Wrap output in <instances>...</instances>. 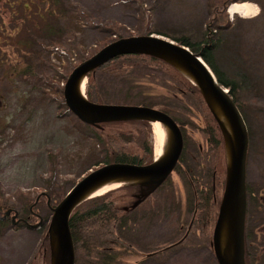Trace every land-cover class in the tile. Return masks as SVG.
Here are the masks:
<instances>
[{
	"label": "rangeland",
	"instance_id": "374dc122",
	"mask_svg": "<svg viewBox=\"0 0 264 264\" xmlns=\"http://www.w3.org/2000/svg\"><path fill=\"white\" fill-rule=\"evenodd\" d=\"M26 1L25 11L20 5ZM234 2L249 3L254 11L231 13ZM69 5L71 12L58 15L55 35L50 36L39 34L36 17V10L50 8L48 2L0 0V61L7 70L0 62V205L12 207V215L17 211L23 218L26 201L33 202L46 191L50 202L58 204L86 171L104 164L105 151L93 128L69 108L64 97L67 75L82 54L91 56L108 36L142 34L148 29L200 37L212 22L217 31L209 35L217 33V53L229 74L240 81L239 99L249 122L247 184L257 198L250 208V262L264 264V0H71ZM27 25L33 27L25 30ZM138 73L145 79L144 72ZM156 74L155 81H146L152 87L150 98L167 103L184 119L182 154L194 165L201 186L215 184L220 203L226 182L220 175L214 181L210 174L221 153L209 133L212 126L204 103L190 91L180 93L169 68ZM97 78L107 96L119 92L122 83L113 73L99 70ZM99 127L136 130L125 123ZM152 136L156 146L154 130ZM125 146L128 151L141 152L134 144ZM171 176L181 200L179 211H163L164 192L152 189L150 207L156 206V212L144 217L142 208L129 235L134 248L123 250L117 264H219L213 244L219 203L213 214L211 206L198 210L188 237L170 245L184 235L194 214L182 177L176 170ZM47 204L43 194L35 207L37 214H30L28 222H13L10 216L4 226L0 224V264H45L40 219L51 225L54 215ZM130 210L135 218V206Z\"/></svg>",
	"mask_w": 264,
	"mask_h": 264
},
{
	"label": "trees",
	"instance_id": "16d2710c",
	"mask_svg": "<svg viewBox=\"0 0 264 264\" xmlns=\"http://www.w3.org/2000/svg\"><path fill=\"white\" fill-rule=\"evenodd\" d=\"M44 1L50 4V8H45L43 11L36 10V17L38 19V22L40 23L39 34L48 32L50 36H54V30L56 29L55 25H57L58 22V15H67L69 12H71L70 10L72 9L69 5V3H71V0ZM20 7L22 8V10L26 11L29 7V2H23ZM32 25L36 26L35 22H33ZM32 25H27L25 27V30H27L28 28H32ZM216 31L217 27H215L214 24L212 25V22H210L207 26L206 31L204 32V35L200 37H194L187 34H168L153 29H148L145 33L160 32L162 34H166L182 43L189 44L192 50L202 54V56L216 73L219 80L229 87L230 93L237 102L249 127V122L244 111L243 103L239 99V93L241 90L240 81L239 79H236L234 76L229 74V72L225 68V64L217 53V47H219L217 33H215V36L209 35L212 32L214 34V32ZM114 39H116V37L114 38L113 36H108L102 42L105 45L106 43ZM20 43L31 49V47H29L26 42L20 41ZM90 52H94V49L89 51V53ZM85 58V54H82L79 59L80 61L78 62L80 63ZM0 62H2V64L5 66V68H3L4 71H7L5 65L6 63H4L3 61ZM165 68H169L170 70H172L178 81L177 89L180 93L183 94L185 93V91H190L198 98H200V100L204 103L206 112L210 117V119H208L212 126L211 132L209 133L213 135V141L215 142L217 151H220L221 153V155L217 157L216 162L210 168V174L214 181L217 179V176L220 175L219 177H222V181L224 180L226 182L228 160L226 158L227 152L223 130L218 122L215 113L207 103L200 87L197 84H194L172 63L168 62L162 57L152 54L128 53L119 55L87 73L88 81L86 94L89 99L100 102L137 103L162 108L163 110L169 112L179 122L183 132L184 119L180 117L176 110L170 107L167 103H160L159 101L150 98V95L152 94L150 88L152 87L147 86L146 81H155L157 77V70ZM104 69H106L110 73H113L114 76L119 77L120 83H122L120 85L119 92L115 94V96H107V93L104 92L103 86L102 84H100L97 78L98 71ZM139 71L144 72L142 74L144 75L145 79L142 78L141 75L139 76ZM67 76H65V78ZM121 123H125V125H131L136 130H123L118 128L106 131L104 128L99 127L100 125H111L118 127ZM87 125L93 128L94 137H96L98 142L102 145L103 150L105 151V157L102 162L147 163L154 161V144L152 136L153 129L151 119L128 118L100 123H87ZM126 143L136 145L141 152L128 151L125 146ZM221 156H223L222 159ZM193 168H195L194 165L188 163L185 155L182 154L174 169L182 177L184 184L188 187L187 204L190 210H192L193 212L196 208L198 212V210L200 209H205L211 206V211L213 214V207H216L219 203L218 192H215L216 186L215 184H211L208 187L201 186L197 181V177L195 172L193 171ZM50 185L52 186V183H50ZM174 185L175 184L172 176L169 175L163 182L160 183L147 181L127 183L81 201L75 207L70 217V225L76 249V264H117L118 258L122 256L121 252L123 250L134 248V244L129 235L132 227H134V224L138 222V214L143 211L144 207V217H151L156 212V206L150 207L153 196L152 192L154 189L159 192H164L162 206L163 211H167L168 214H171L181 207V200L176 193ZM43 192L44 191L40 192L38 196L43 195ZM46 193L49 194L48 192ZM253 193L254 191H252L247 184V264H251V238H253V228L251 229V227L249 226L250 208L252 202L254 203V200L256 201L257 199L256 197H254ZM37 198L33 202L26 201L24 203L23 211L26 214L24 213V217L22 218V220H24L25 222H28L30 214H37L35 210V207L39 202V199ZM47 205L49 209H52V206L56 204L50 202V204L48 203ZM131 205H134L136 208L135 218H133L132 212L130 210ZM10 208L12 207L3 208L2 205H0V224L2 226H4L3 224L8 222V217H10V215H7L6 218H2L1 216H3ZM218 213L219 209L217 212V216ZM40 221V227L44 231L45 238V264H53L51 225H45L46 222H44V220L42 219H40ZM127 230L129 231V234ZM96 232L98 234H96Z\"/></svg>",
	"mask_w": 264,
	"mask_h": 264
},
{
	"label": "water",
	"instance_id": "95a60500",
	"mask_svg": "<svg viewBox=\"0 0 264 264\" xmlns=\"http://www.w3.org/2000/svg\"><path fill=\"white\" fill-rule=\"evenodd\" d=\"M128 53H145L164 58L175 65L194 84H197L207 103L215 113L223 130L225 143H230L231 159H228V169L224 192L221 198L219 213L213 231V244L219 264H247L246 262V217H247V160L250 145L249 127L237 102L230 93L229 87L221 82L216 73L202 54L192 50L191 46L182 43L162 33H142L118 37L99 48L91 56L78 63L69 73L64 85V97L69 108L84 122L100 123L128 118H148L165 122L174 134V144L169 156L157 161L108 162L91 168L66 193L60 202L54 206L53 223L59 242L58 253L53 247V264H76V249L70 225V217L75 207L81 202L79 198L93 183L112 175L146 176L147 182H163L174 171L184 147V137L179 122L162 108L137 103L100 102L91 100L87 94H80L77 82L82 75L97 68L113 58ZM182 65L196 80H193L177 64ZM217 102L229 120L233 134L227 133L224 121L213 107ZM227 149V147H226ZM144 181V182H146ZM48 197L49 194L43 192ZM40 195L37 199H39ZM83 201V200H82ZM8 209L3 215L11 213ZM197 208L184 235L176 243L182 242L190 233ZM18 212L13 215L16 221ZM228 228L225 252L221 244L224 225ZM53 245V241H52ZM168 245L167 247H169ZM155 253L152 252V254Z\"/></svg>",
	"mask_w": 264,
	"mask_h": 264
},
{
	"label": "bare ground",
	"instance_id": "6f19581e",
	"mask_svg": "<svg viewBox=\"0 0 264 264\" xmlns=\"http://www.w3.org/2000/svg\"><path fill=\"white\" fill-rule=\"evenodd\" d=\"M229 10H230L231 13H235V14L236 13H241V14L244 13L245 14V13H248L250 11L253 12L254 11V6L249 4V3H246V2L245 3H241V4L233 3L230 6ZM177 64L193 80H196L195 77L191 73H189L182 65H180L179 63H177ZM86 81H87V76L86 75H82L79 78L78 82H77V90H78V92L80 94L84 95V93H85ZM212 104H213V107L215 108L216 112L218 113V115L224 121V123H225V125L227 127L228 135L229 134L232 135L233 131H232L231 124H230L229 120L227 119L226 115L224 114L221 106L215 101H212ZM152 125H153V130H154V133H155V136H156V146H154L155 147V153H156V160L157 161H162V160L166 159L169 156V154L171 153V151H172L173 144H174V134H173V131L170 129V127L163 121H160V120H157V119H153L152 120ZM226 147H227L228 159L230 160L231 159V152H230L229 140H227ZM147 179H148V177H146V176H135V175H132V176H130V175H112V176H108V177H105V178L93 183L90 187H88L83 192L81 197L79 198V201H82V200L87 199L89 197L101 194L103 192H106L107 190L109 191V189L116 188L118 186H121V185H124V184H127V183H138V182L146 181ZM17 217H18V215H17ZM17 217H16V220H19ZM51 229H52L51 230V237H52V241H53V247H54L55 255H57L59 242H58L57 234H56L54 228L52 227V224H51ZM227 237H228V228H227V225L225 224L224 227H223L222 236H221V244H222V248H223V250L225 252H229L230 251V248L227 245Z\"/></svg>",
	"mask_w": 264,
	"mask_h": 264
},
{
	"label": "flooded vegetation",
	"instance_id": "af4514ba",
	"mask_svg": "<svg viewBox=\"0 0 264 264\" xmlns=\"http://www.w3.org/2000/svg\"><path fill=\"white\" fill-rule=\"evenodd\" d=\"M86 172H87V171H86ZM86 172H85V173H86ZM85 173H84V174H85ZM80 178H81V177H80ZM80 178H79V179H80ZM7 215H10V216H11V218H12V220H13V222H15V220L13 219V215H12V213H9V214H7ZM7 215H6V216H4V217H3V216H1V217H2V218H6V217H7ZM17 218H18L19 220H21V219H22V218H20L19 216H18ZM174 243H175V242H174ZM172 244H173V243H172Z\"/></svg>",
	"mask_w": 264,
	"mask_h": 264
}]
</instances>
